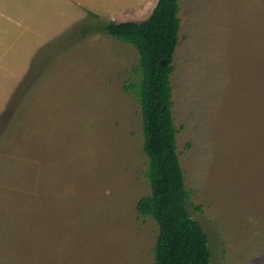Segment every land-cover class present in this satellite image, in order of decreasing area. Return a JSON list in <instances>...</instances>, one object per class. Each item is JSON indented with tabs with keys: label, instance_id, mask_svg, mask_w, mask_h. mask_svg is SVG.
<instances>
[{
	"label": "rangeland",
	"instance_id": "obj_1",
	"mask_svg": "<svg viewBox=\"0 0 264 264\" xmlns=\"http://www.w3.org/2000/svg\"><path fill=\"white\" fill-rule=\"evenodd\" d=\"M137 1L0 0V264H155L158 224L136 209L142 110L125 88L140 53L101 27L155 2ZM179 5L188 206L211 264H264V0Z\"/></svg>",
	"mask_w": 264,
	"mask_h": 264
},
{
	"label": "trees",
	"instance_id": "obj_2",
	"mask_svg": "<svg viewBox=\"0 0 264 264\" xmlns=\"http://www.w3.org/2000/svg\"><path fill=\"white\" fill-rule=\"evenodd\" d=\"M179 0H158L140 20H111L101 27L139 50L137 78L125 84L142 110L143 150L150 191L139 198L137 211L158 224L155 264H211L212 251L204 226L188 206L190 192L178 151L173 114L172 74L180 42ZM164 61V62H163ZM200 208V206H199Z\"/></svg>",
	"mask_w": 264,
	"mask_h": 264
},
{
	"label": "crops",
	"instance_id": "obj_3",
	"mask_svg": "<svg viewBox=\"0 0 264 264\" xmlns=\"http://www.w3.org/2000/svg\"><path fill=\"white\" fill-rule=\"evenodd\" d=\"M84 1H87L88 3H84L83 2L81 5H84V7H86L87 9L92 10V9L96 8L97 1H99V0H84ZM137 2H142L143 3L142 0H139ZM157 2H158V0H155V2L153 3L152 7L150 8L148 14L145 15V16H142V17H132V18L123 17V18L116 19V20H125V19H136V20H140V19H144V18L148 17L151 14V12L153 11V9H154L155 5L157 4ZM113 17H115V16L113 15Z\"/></svg>",
	"mask_w": 264,
	"mask_h": 264
},
{
	"label": "water",
	"instance_id": "obj_4",
	"mask_svg": "<svg viewBox=\"0 0 264 264\" xmlns=\"http://www.w3.org/2000/svg\"><path fill=\"white\" fill-rule=\"evenodd\" d=\"M164 62V61H163Z\"/></svg>",
	"mask_w": 264,
	"mask_h": 264
}]
</instances>
